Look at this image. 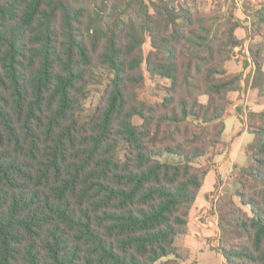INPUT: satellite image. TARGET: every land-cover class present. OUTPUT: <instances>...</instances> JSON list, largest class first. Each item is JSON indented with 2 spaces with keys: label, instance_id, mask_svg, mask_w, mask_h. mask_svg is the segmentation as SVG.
<instances>
[{
  "label": "trees",
  "instance_id": "1",
  "mask_svg": "<svg viewBox=\"0 0 264 264\" xmlns=\"http://www.w3.org/2000/svg\"><path fill=\"white\" fill-rule=\"evenodd\" d=\"M219 1L211 15L180 0H0V264L186 258L212 167L196 162L218 154L243 88L227 66L242 21ZM244 13L255 67L245 86L264 97V5ZM144 65L170 82L161 100L140 97ZM95 70L108 81L85 115ZM247 123L240 204L230 193L217 204L226 264H264V109Z\"/></svg>",
  "mask_w": 264,
  "mask_h": 264
},
{
  "label": "rangeland",
  "instance_id": "2",
  "mask_svg": "<svg viewBox=\"0 0 264 264\" xmlns=\"http://www.w3.org/2000/svg\"><path fill=\"white\" fill-rule=\"evenodd\" d=\"M88 5L92 8L97 6V4H101V0H85ZM183 4L189 6L190 8L197 9L203 11L208 14H215L221 8V2L219 0H180ZM227 1V4L224 6V10H228L233 8L236 16H238L241 21V33L243 43L237 47L239 49H234L232 53V59L228 62V69L235 73L234 66L240 64L245 67V69H241L240 72L243 74L242 82L246 83L247 77L249 78L250 74H253L255 69L253 59L251 57L249 51V33L248 31L254 27L253 25V16L247 17L244 11H247L249 14H254L262 5H264V0H222ZM111 4L112 2H107L106 11L104 13L105 22L110 21V12H111ZM235 6V7H234ZM262 37H259L260 40ZM146 53L151 49L150 40L146 42L144 45ZM145 75H146V86L140 90V97L147 102H154L161 100L165 95L164 86L168 85L170 82L167 79L162 77H151L150 74L146 70V65H144ZM250 70V71H249ZM245 71L247 72V77H244ZM107 77L105 72L101 70H95L93 73V79L90 83V93L89 97L85 102L84 111L85 115L90 114V112L97 106L99 103V99L101 94L103 93L106 85H107ZM250 86V85H248ZM202 100H206L205 97ZM237 102L235 100L232 102L230 107V111H233L234 107H238L236 105ZM253 112V109L250 108L249 105L242 107V113L248 118V116ZM134 122L138 125L142 123V118L139 116L134 117ZM249 128V126H248ZM253 138V137H252ZM125 142L122 143L119 151V157L122 156L125 151ZM228 143L224 141L222 145L218 147V153L220 151H227ZM214 152V154H213ZM216 150L213 151L212 148L208 149V153L206 156L197 160V164H211L214 165L213 161L216 157ZM213 158V161L210 159ZM240 162L242 164H240ZM248 156L245 151H242L240 154L239 162L235 165L234 169L230 172V174L225 179L218 180L216 184L215 190L207 196L209 201V206L205 208V210H201L196 215L190 217V232L184 239V248L183 255L186 258L181 260V264H226V258L223 254L218 250V246L220 244V229L218 226L219 223V214H218V201L222 196L227 193L234 195V199L237 203L240 204V200L235 193L239 188V184L237 182V172L242 166L247 165ZM237 168V169H236ZM247 208V207H246ZM207 211L209 216L203 215V212ZM210 221V222H209ZM199 223H206L209 225V233H206L201 227H199ZM213 224V225H212Z\"/></svg>",
  "mask_w": 264,
  "mask_h": 264
},
{
  "label": "crops",
  "instance_id": "3",
  "mask_svg": "<svg viewBox=\"0 0 264 264\" xmlns=\"http://www.w3.org/2000/svg\"><path fill=\"white\" fill-rule=\"evenodd\" d=\"M241 30L242 28L239 27L236 33L242 39ZM232 66L235 67V72H240L241 69L246 70V68L240 64L236 66L233 64ZM249 71H245L244 77H247L246 73ZM242 87L240 96H236L235 98V102H237L236 105L239 106L237 108L234 107L231 115L225 120L226 129L224 141L228 143L227 151H220L214 158V165L211 167L204 186L192 208L191 217L201 210L211 207L209 206L207 196L215 190L218 180L225 179L230 174L235 165L238 164L241 152H246L247 145L253 140L252 137L254 136L249 131L247 117L242 113V107L249 105L253 111L262 110L264 109V97H260L258 90L252 86H245V82H242ZM240 164L242 163L240 162ZM203 215L208 217L209 213L204 211ZM209 225H211V223H209ZM209 225L206 223H199L198 226L206 231V233H209Z\"/></svg>",
  "mask_w": 264,
  "mask_h": 264
},
{
  "label": "built area",
  "instance_id": "4",
  "mask_svg": "<svg viewBox=\"0 0 264 264\" xmlns=\"http://www.w3.org/2000/svg\"><path fill=\"white\" fill-rule=\"evenodd\" d=\"M236 49H239V47H236Z\"/></svg>",
  "mask_w": 264,
  "mask_h": 264
}]
</instances>
